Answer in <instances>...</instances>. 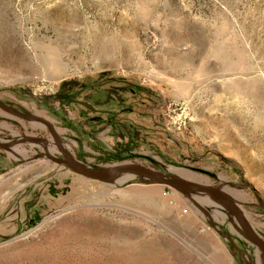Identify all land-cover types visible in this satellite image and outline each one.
<instances>
[{"label":"rangeland","instance_id":"374dc122","mask_svg":"<svg viewBox=\"0 0 264 264\" xmlns=\"http://www.w3.org/2000/svg\"><path fill=\"white\" fill-rule=\"evenodd\" d=\"M0 101L264 242V0H0ZM0 145V264H264L206 191L1 108Z\"/></svg>","mask_w":264,"mask_h":264},{"label":"water","instance_id":"95a60500","mask_svg":"<svg viewBox=\"0 0 264 264\" xmlns=\"http://www.w3.org/2000/svg\"><path fill=\"white\" fill-rule=\"evenodd\" d=\"M0 108L2 110L6 111L7 113H10L14 116H17V117H20L23 119L38 120V121H42L43 123H45L50 129V131H51V133L55 139V142H56L58 149H60V151L63 153V156L65 157V161H61V162L70 166L72 169H74V171H76L79 174L84 175L85 177H88V178L94 179V180L103 181V180L110 178L115 171H119V170H140V171L146 173L148 176H150L152 178L153 182L156 184L166 185L172 189L195 188V189H200V190L206 191V192L216 196L217 198L224 201L237 215V217L241 223V227L243 230L244 237L251 244H253L258 249H260L262 252H264V242L262 240H260L259 238H257L256 236H254V234L252 233L248 224L240 216V213L238 212L236 204L230 198H228L227 195L225 194V192H223L220 188L212 186V185H208V184H203V183H198V182H194L191 180H187V179L180 177V176L163 177V176H160V175L154 173L148 167H145L144 165H141L138 163H133V162L111 165V166H108L104 170H101V171H95V170L82 168V167L78 166L76 160L73 159L72 157H70L66 153V151L62 148V146H60V143L58 142V139H57V136H56V133H55L53 126L47 120H45V119H43V118H41L35 114L18 113L16 111H14L13 109H11L10 107H8L6 104H4L1 101H0ZM0 147L6 148V145H0Z\"/></svg>","mask_w":264,"mask_h":264},{"label":"trees","instance_id":"16d2710c","mask_svg":"<svg viewBox=\"0 0 264 264\" xmlns=\"http://www.w3.org/2000/svg\"><path fill=\"white\" fill-rule=\"evenodd\" d=\"M123 146H122V148H125L126 147L125 144ZM122 148L119 150L118 153H115V152H107V151H100V149H97V148L96 149L99 150V152H100L99 153V155H100L99 158L101 160H103V161H112V160H117V159L122 158L121 156H119V153L125 151Z\"/></svg>","mask_w":264,"mask_h":264},{"label":"bare ground","instance_id":"6f19581e","mask_svg":"<svg viewBox=\"0 0 264 264\" xmlns=\"http://www.w3.org/2000/svg\"><path fill=\"white\" fill-rule=\"evenodd\" d=\"M111 186H114V182L111 183ZM111 188V187H110ZM217 213H220L219 211H217Z\"/></svg>","mask_w":264,"mask_h":264},{"label":"flooded vegetation","instance_id":"af4514ba","mask_svg":"<svg viewBox=\"0 0 264 264\" xmlns=\"http://www.w3.org/2000/svg\"><path fill=\"white\" fill-rule=\"evenodd\" d=\"M68 154V153H67ZM70 156V155H69ZM71 157V156H70ZM62 161H65V157L62 159Z\"/></svg>","mask_w":264,"mask_h":264}]
</instances>
